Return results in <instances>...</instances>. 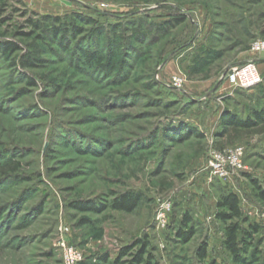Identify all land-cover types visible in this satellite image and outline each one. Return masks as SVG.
<instances>
[{
    "label": "rangeland",
    "instance_id": "rangeland-1",
    "mask_svg": "<svg viewBox=\"0 0 264 264\" xmlns=\"http://www.w3.org/2000/svg\"><path fill=\"white\" fill-rule=\"evenodd\" d=\"M55 25L68 28L65 44ZM258 38L264 0H0V43L16 44L0 52V264H66L64 242L83 252L77 264H128L144 241L152 264H233L217 216L230 191L241 226L260 225L251 250L264 263L257 187L206 168L212 150L243 146L264 189V122L225 134L221 123L227 111L264 110ZM84 48L113 67L86 61ZM249 60L262 81L232 87L229 68ZM125 192L141 198L133 212L113 207Z\"/></svg>",
    "mask_w": 264,
    "mask_h": 264
},
{
    "label": "trees",
    "instance_id": "trees-1",
    "mask_svg": "<svg viewBox=\"0 0 264 264\" xmlns=\"http://www.w3.org/2000/svg\"><path fill=\"white\" fill-rule=\"evenodd\" d=\"M42 19V23L47 21H51L54 23L61 21V17H54L50 15H44ZM173 19L183 21L184 17H174ZM167 22H165L160 28H167L171 20ZM35 25L40 26L38 20L35 22ZM73 29L75 31L76 27H74ZM50 32L54 37H56L55 39H59L60 36V42L62 44H65L66 36L69 33V30L65 25H55L50 30ZM15 45L16 44L13 42L8 44L0 43V52L5 54L7 53V51L13 50L15 48ZM79 55L90 63L95 62L100 68L109 69L113 67L112 61L109 59H106L105 62H102V60H104L103 57L96 59L97 52L94 50L84 48L80 51ZM262 122H264V110H253L252 114L246 118L235 114L234 112L227 111L223 114L221 118L222 130L224 134L228 133L230 129L235 130L237 128H253L258 126ZM189 128H191L192 134L198 133L199 135H202L196 127L190 125ZM249 173L250 172L247 171L243 172V174L249 177L251 182L257 187L259 196L264 200V189L262 188L259 181ZM140 200L141 198L138 194L133 192H125L121 196L115 198L113 202V207L127 212H133L138 207ZM76 205L85 209L95 208V205L90 202L86 204L78 203ZM217 208V216L224 222H226L224 243L227 251L232 256L233 264H264L263 262H261L258 249L251 250V247L254 243V234L260 231V225L258 223H251V230L244 229L241 226L239 220L243 216V209L239 196L231 191L223 193L217 202ZM186 217L189 219L188 214H186ZM187 222L188 221L185 220V224H187ZM179 233L181 237H183V239H190L192 234L194 233V229L190 227L186 231L179 230ZM141 242L143 243L142 240L138 239L136 245ZM145 243L147 244V242L144 241V246H142V248L136 254H134L133 259L130 260L128 264H152L151 259L145 260L144 258V255L146 253ZM128 250L129 248H125L124 253H128ZM199 254L202 256L203 259L206 258V243L201 246Z\"/></svg>",
    "mask_w": 264,
    "mask_h": 264
},
{
    "label": "built area",
    "instance_id": "built-area-1",
    "mask_svg": "<svg viewBox=\"0 0 264 264\" xmlns=\"http://www.w3.org/2000/svg\"><path fill=\"white\" fill-rule=\"evenodd\" d=\"M252 50L258 53L264 50V39L258 38L252 44ZM227 82L232 87L251 88L262 81V75L257 63L249 60L244 64L233 65L229 68L226 76ZM184 79L181 76L173 78V85L177 88L183 87ZM245 148L236 146L223 151L212 150L207 158L206 168L218 177H232L236 173L247 171L243 163ZM166 208V207H165ZM165 208L158 214V218L166 222ZM66 264H77L83 258V252L70 243H63Z\"/></svg>",
    "mask_w": 264,
    "mask_h": 264
}]
</instances>
